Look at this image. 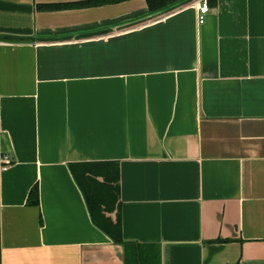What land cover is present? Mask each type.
Returning <instances> with one entry per match:
<instances>
[{
	"label": "crops",
	"instance_id": "1",
	"mask_svg": "<svg viewBox=\"0 0 264 264\" xmlns=\"http://www.w3.org/2000/svg\"><path fill=\"white\" fill-rule=\"evenodd\" d=\"M74 1L0 0V264H124L87 162L117 165L122 237L158 264H264V0L36 8Z\"/></svg>",
	"mask_w": 264,
	"mask_h": 264
},
{
	"label": "trees",
	"instance_id": "2",
	"mask_svg": "<svg viewBox=\"0 0 264 264\" xmlns=\"http://www.w3.org/2000/svg\"><path fill=\"white\" fill-rule=\"evenodd\" d=\"M126 0H79L74 2L39 3L36 8L41 11L70 8L92 7L114 4ZM149 13L173 6L178 0H145ZM208 1V0H207ZM210 0L208 1L209 4ZM71 172L83 193L93 224L103 231L116 244L123 246L124 264H158V251L144 246L126 242L122 237L119 217V170L116 164L109 162H87L73 164ZM28 204L38 205L39 190L34 184L27 197ZM115 212L116 218L111 214Z\"/></svg>",
	"mask_w": 264,
	"mask_h": 264
},
{
	"label": "built area",
	"instance_id": "3",
	"mask_svg": "<svg viewBox=\"0 0 264 264\" xmlns=\"http://www.w3.org/2000/svg\"><path fill=\"white\" fill-rule=\"evenodd\" d=\"M195 8L197 10V22L199 24L204 23L206 15L209 12V5L207 0H198L195 2ZM9 159L6 155H0V169L6 170L9 164Z\"/></svg>",
	"mask_w": 264,
	"mask_h": 264
}]
</instances>
